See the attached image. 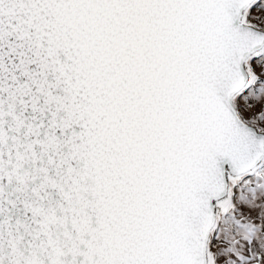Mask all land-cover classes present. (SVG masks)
<instances>
[{"label": "snow or ice", "instance_id": "1", "mask_svg": "<svg viewBox=\"0 0 264 264\" xmlns=\"http://www.w3.org/2000/svg\"><path fill=\"white\" fill-rule=\"evenodd\" d=\"M0 264H264V0H0Z\"/></svg>", "mask_w": 264, "mask_h": 264}]
</instances>
